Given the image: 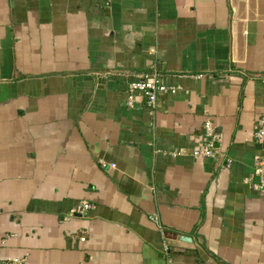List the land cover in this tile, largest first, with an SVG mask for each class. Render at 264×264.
Returning a JSON list of instances; mask_svg holds the SVG:
<instances>
[{
  "label": "crops",
  "instance_id": "obj_1",
  "mask_svg": "<svg viewBox=\"0 0 264 264\" xmlns=\"http://www.w3.org/2000/svg\"><path fill=\"white\" fill-rule=\"evenodd\" d=\"M263 77L264 0H0V264H264Z\"/></svg>",
  "mask_w": 264,
  "mask_h": 264
},
{
  "label": "built area",
  "instance_id": "obj_2",
  "mask_svg": "<svg viewBox=\"0 0 264 264\" xmlns=\"http://www.w3.org/2000/svg\"><path fill=\"white\" fill-rule=\"evenodd\" d=\"M262 81L264 83V77ZM166 90L167 88L165 84L155 70L147 73H141L137 75L136 80L132 81L126 86V104L128 106H131L135 102V99L138 98L140 100H143L146 108L151 110L154 108L157 95L165 92ZM169 91L170 93L174 92L173 90ZM203 131L206 142L202 148L193 150L192 156L206 159L211 158L214 153L213 141L215 139V136L213 135L210 122L203 123ZM253 139L260 145V148L263 152L262 157L258 161L256 168L254 169V174L258 179L256 189L264 194V110L261 112L259 118L255 123ZM98 165L100 169L114 168L113 164L107 165L101 161L98 162ZM89 208L90 207L88 205H82L80 210H87ZM75 213L76 212L71 211L70 216H74ZM163 249L165 252L167 251V246L165 244L163 245ZM8 264H17V261L13 260Z\"/></svg>",
  "mask_w": 264,
  "mask_h": 264
},
{
  "label": "water",
  "instance_id": "obj_3",
  "mask_svg": "<svg viewBox=\"0 0 264 264\" xmlns=\"http://www.w3.org/2000/svg\"><path fill=\"white\" fill-rule=\"evenodd\" d=\"M214 147H215V144H214ZM186 238H179V241H181V242H190V240L189 239H187V240H185Z\"/></svg>",
  "mask_w": 264,
  "mask_h": 264
}]
</instances>
